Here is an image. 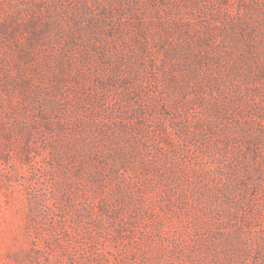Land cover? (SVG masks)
<instances>
[{"label":"rangeland","instance_id":"rangeland-1","mask_svg":"<svg viewBox=\"0 0 264 264\" xmlns=\"http://www.w3.org/2000/svg\"><path fill=\"white\" fill-rule=\"evenodd\" d=\"M0 264H264V0H0Z\"/></svg>","mask_w":264,"mask_h":264}]
</instances>
